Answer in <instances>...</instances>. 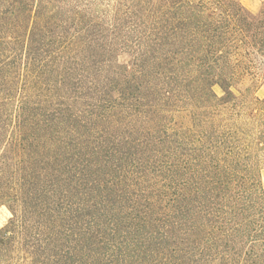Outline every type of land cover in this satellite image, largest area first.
Masks as SVG:
<instances>
[{"label": "trees", "instance_id": "trees-1", "mask_svg": "<svg viewBox=\"0 0 264 264\" xmlns=\"http://www.w3.org/2000/svg\"><path fill=\"white\" fill-rule=\"evenodd\" d=\"M103 74L121 142L74 106L113 100ZM246 81H264V2L0 0V111L49 148L20 174L0 264H264V97L233 91ZM150 106L191 123L154 135L138 125Z\"/></svg>", "mask_w": 264, "mask_h": 264}, {"label": "rangeland", "instance_id": "rangeland-1", "mask_svg": "<svg viewBox=\"0 0 264 264\" xmlns=\"http://www.w3.org/2000/svg\"><path fill=\"white\" fill-rule=\"evenodd\" d=\"M243 6L246 10L252 14L258 16L260 14L261 8L263 6L264 0H241ZM123 58V57H122ZM23 62V63H22ZM8 67V66H7ZM24 60L19 59L17 64L13 67H10V73L12 77L15 79V86L18 84V76L24 71ZM103 79L107 80L111 85V90H109V94L113 97V100L107 101L101 104H96L93 106H87L86 104L75 102L74 106L78 109H85L89 111L87 116L92 114V121L96 123V125L100 126L101 129H104L105 132L109 134L119 135V142L126 139V131H129L130 126L127 124L126 116L128 117L127 112H123L118 106L120 103L119 93L116 88L118 83L114 81L116 79L114 74H103ZM108 83V84H109ZM256 84V83H253ZM251 81H246L242 84L237 85V88H233V91L236 94H239V89L244 90L245 87L250 86L251 93L254 95L263 98L264 97V81L258 86L259 83L253 85ZM19 85V84H18ZM154 86V85H152ZM115 87V88H114ZM17 89V90H16ZM214 91L218 95H223L225 93V89L220 84H215L213 86ZM20 90L15 88V95L17 96ZM6 94L8 93L3 91V87H0V103L5 99ZM31 95L33 100V94ZM149 100L157 99V94L152 90L149 92ZM13 100L12 102H16ZM158 101H156V104ZM165 106H161V108L149 107L147 108L150 113H147V117H143L144 122L139 123L138 125H143L146 127H152L151 133L154 135L157 134L155 129H158L161 124L159 122L163 121V123L170 125L172 127H188L191 123L190 112L188 109L183 107H175L176 111H169L166 109H170L169 106L164 108ZM153 109L155 111H153ZM162 116V118H161ZM166 117V118H163ZM160 119L159 122H157ZM165 119V120H164ZM120 121L123 124L117 122ZM147 121V124H146ZM140 122V121H139ZM150 124V125H149ZM102 131L99 129L98 133ZM40 130L36 131L34 128V124H30L26 121H23L21 118L17 117L15 114L13 115H4L0 111V228L7 223L9 218L12 216V212L10 211L8 204L11 203V197L15 194L19 195V183H21L20 174L25 170V172L32 173V169L37 162V165H43L41 161L38 163V160H45L46 156L49 153V148L45 143V140L41 137V142L38 143ZM92 136H97L96 131L91 132V135L83 136L82 139L78 141L80 146H84L90 141H93ZM18 143H21L18 145ZM29 144H31L29 146ZM22 146V148H21ZM127 150V149H126ZM37 153L39 156H37ZM98 159L97 163H100L101 160ZM138 170L142 169V166L139 165ZM27 177H29L27 173ZM261 180L264 183V168L261 171ZM18 190V191H16ZM21 193L23 189H20Z\"/></svg>", "mask_w": 264, "mask_h": 264}]
</instances>
